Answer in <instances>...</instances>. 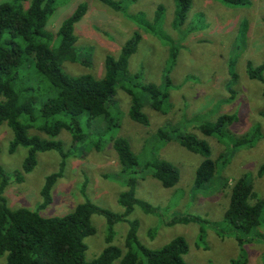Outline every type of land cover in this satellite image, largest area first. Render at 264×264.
Returning <instances> with one entry per match:
<instances>
[{
	"label": "rangeland",
	"instance_id": "1",
	"mask_svg": "<svg viewBox=\"0 0 264 264\" xmlns=\"http://www.w3.org/2000/svg\"><path fill=\"white\" fill-rule=\"evenodd\" d=\"M122 1L124 11H116L101 0H56L55 10L45 27L52 34L53 41L59 25L76 5L80 2L87 4L86 13L74 24V34L79 56H89L90 64L64 61L62 70L69 75L90 73L101 77L105 56H117L123 43L138 29V24L129 15L142 13L151 20L157 4L161 3L164 6L161 27L180 44L176 64L170 72L171 107L164 114L157 112L149 107L147 96L138 91L144 104L142 111L150 121L148 126L141 125L128 116L129 96L117 87L109 106L112 123L107 126L96 118L86 126L84 116L79 121L86 137L76 143L70 132L62 129L54 139L61 140L68 156L62 174L50 189L51 202L39 209V213L42 216H60L85 200L112 212H121L123 208L117 198L119 192L127 189L123 181L126 182V177H135L136 196L156 209L155 213H145L136 207L128 216L138 221L137 236L144 246L158 248L174 237L183 236L188 245V251L183 255L187 264H230V260L237 256L245 257L247 264H264V242L247 243L241 252L233 235L222 237L207 223L165 225V221L183 213L201 216L210 222L220 221L229 203L230 185L244 172L253 175L254 189L264 198V174L256 175L260 165L264 164L263 84L249 79L245 73L247 61L264 65V0H249L247 5L231 6L219 0H192L188 21L179 33L171 30L175 0ZM242 22H247L248 33L240 54L242 45L236 41ZM140 31L142 39L130 56L129 73H140L143 82L164 87L168 46L152 33L141 28ZM235 57L236 77L233 79L230 62ZM223 113L237 116L228 126L230 137L243 138L250 134L255 122L261 125L262 137L251 146L245 144L234 149L228 138L220 141L197 130L203 122L213 121ZM158 128H162L161 132L170 138L153 140ZM27 132L28 135L45 136L36 129H28ZM190 132L208 144L212 159L220 156L216 174L205 188L194 187L195 171L204 157L185 149L175 139L178 134ZM117 136L129 141L138 159L132 173H121V178L111 141ZM12 139L11 128L6 122L1 123L0 167L11 175L3 195L11 209L25 207L36 210L42 202L41 189L45 179L60 169L61 156L54 150L40 151L33 169L23 173L22 163L27 148L18 146L9 151ZM96 144L99 147L94 146ZM228 149L233 154L226 151ZM155 158L165 159L176 167L179 180L174 186L165 188L152 176L146 164ZM17 171L23 174L21 181L14 179ZM91 223L95 233L83 238L86 260L95 258L108 244L105 217L94 213ZM201 228L204 232L202 238L199 236ZM114 230L111 244L124 253L128 223L117 222ZM117 262L118 259L113 263ZM0 264H5V255L0 256Z\"/></svg>",
	"mask_w": 264,
	"mask_h": 264
},
{
	"label": "trees",
	"instance_id": "2",
	"mask_svg": "<svg viewBox=\"0 0 264 264\" xmlns=\"http://www.w3.org/2000/svg\"><path fill=\"white\" fill-rule=\"evenodd\" d=\"M101 1L116 11H124L122 0ZM191 1L175 0L171 22V30L175 33H179L188 21ZM219 1L227 6L249 3V0ZM55 2L56 0L0 1V124L6 122L13 131L9 151L18 146L27 148L22 163L23 173L33 169L40 151L54 150L62 160L60 169L46 177L41 189L42 202L36 210L25 207L11 209L7 205L3 189L10 174L0 167V256L5 255V264H114L117 259L116 264H187L183 255L188 251V245L183 236L174 237L158 248H148L140 242L137 236L138 221L131 220L128 216L136 207L145 213H155L156 209L136 196L135 177H126V182L123 181L127 189L119 192L117 198L123 208L121 212H112L85 200L60 216H42L39 213V209L51 202L50 189L62 174L68 156L61 140L54 139L60 131H69L76 143L86 137L79 121L84 116L86 126L96 118L107 126L112 123L109 106L117 87L129 96L130 119L148 126L150 121L142 111L144 104L138 91L147 96L151 109L163 114L168 112L171 107L170 72L176 64L180 49L179 41L170 33L166 34L161 27L164 6L159 3L151 20L146 19L142 13L129 15L138 24V29L123 43L117 56H105L104 73L101 77L90 73L69 75L62 70L64 61L81 62L86 66L90 64L89 56H79L75 45L77 36L74 34V24L86 13L87 4L80 2L76 5L59 25L53 41L52 34L45 27L55 10ZM240 26L242 28L236 43L242 45L241 54L247 40V22H242ZM140 28L157 36L168 46L163 74L164 87L153 82H143L140 80V73H129L130 56L137 50L142 39ZM235 66L236 57L230 62L233 79L236 77ZM263 70V64L254 65L251 61H247L245 66L248 78L262 82L264 92ZM236 118L235 114L223 113L213 121L203 122L197 130L204 136L216 137L220 141L228 138L234 149L245 144L251 146L262 137L258 122L252 125L250 134H245L243 138L234 135L230 137L228 126ZM28 129H36L45 136L28 135ZM161 129H157L153 140L170 138V135L165 137ZM175 139L185 149L204 157L196 168L194 187L205 188L216 174L220 156L212 159L211 148L194 133L178 134ZM111 141L120 165L118 174L121 178V173H132L134 166L138 165V159L125 137L117 136ZM94 146L99 147V144ZM226 151L233 154L229 149ZM146 167L165 188L174 186L179 180L178 170L165 159L155 158ZM263 174L264 164L256 171L257 176ZM14 179L21 181L23 174L17 171ZM94 213L105 217L108 244L95 258L86 260L83 238L95 233V227L91 223ZM117 222L128 223L124 253L111 244ZM190 222L207 223L222 237L233 235L241 252L247 243L264 242V198L254 189L253 175L244 172L230 185L229 203L220 221L210 222L201 216L183 213L165 221V225ZM199 236H204L202 228ZM230 264H247V259L237 256L230 260Z\"/></svg>",
	"mask_w": 264,
	"mask_h": 264
}]
</instances>
